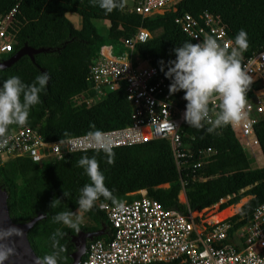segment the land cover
I'll list each match as a JSON object with an SVG mask.
<instances>
[{"label": "trees", "instance_id": "obj_1", "mask_svg": "<svg viewBox=\"0 0 264 264\" xmlns=\"http://www.w3.org/2000/svg\"><path fill=\"white\" fill-rule=\"evenodd\" d=\"M124 4L123 9L105 13L98 5L92 6L90 0H0V15L15 9L7 25V30L13 34L11 49L0 53V59L9 58L22 46L44 49L31 57L21 54L0 70V86L11 76H19L24 83L30 84L39 74H49L46 90L40 94L41 103L31 109L26 124L35 128L44 140L65 138L66 131L68 136L88 133L93 130L91 125H95V130H104L123 126L129 121L130 107L121 85L92 104H84L81 98L93 93L85 76L88 65L97 57L98 47L111 44L116 47L115 53L120 52L122 39L134 33L138 26L145 28L150 37L135 43V52L142 61L157 68L168 91L171 81L165 72L168 61L175 59L173 49L185 41L195 43L174 22L176 15L188 12L197 17L203 10L219 14L232 41L238 31L244 29L248 34L249 47L243 56L264 43V0H177L173 10L145 17L127 11L125 0ZM66 13L79 16L78 28L73 26ZM100 19L107 20L105 29L93 23ZM254 85L251 83L246 99L251 97ZM171 95L178 106H186L183 91ZM181 129L185 133L182 140L189 143L192 152L204 146L215 150L208 161L195 170L196 175L203 174L205 178L185 180L183 193L186 204L178 198L181 185L169 144L164 139H157L113 147L115 163L111 165L106 162L105 153L96 149L67 152L58 160L44 159L40 165L27 157L0 161V189L5 194L10 220L22 224L39 215L26 230L28 243L37 257L52 251L49 237L57 228L67 233L60 240L67 246V253L62 254L67 256V260H61L60 264L70 263L74 249L71 237L77 233L54 223L52 217L59 211L74 212L77 208L75 201L79 190L90 183L84 170L77 166V161L83 155H95L106 186L119 201L130 198L127 193L144 188L161 206L186 213L187 208L200 209L226 195L229 197L220 208L236 204L248 195L249 198L229 218L233 228L245 223L254 207L264 199V165L250 166L229 126L208 134L206 130L188 126L183 120ZM254 130L264 159V121L259 120ZM180 177L184 181L185 177L181 174ZM162 184L166 186H160ZM63 189L71 194L68 198L63 196ZM54 197L62 199L61 206L56 209L49 207ZM101 202L113 204L101 197L90 211L84 213L87 224L80 225L79 232L83 233L103 229L101 235L92 239H107L112 231L105 212L97 207ZM88 242L86 240L85 251L79 260L84 258Z\"/></svg>", "mask_w": 264, "mask_h": 264}, {"label": "built area", "instance_id": "obj_2", "mask_svg": "<svg viewBox=\"0 0 264 264\" xmlns=\"http://www.w3.org/2000/svg\"><path fill=\"white\" fill-rule=\"evenodd\" d=\"M176 1L129 0L127 11L145 17L173 10ZM14 10L11 8L0 15V53L11 49L13 34L7 30V25ZM174 22L195 43L206 35L222 43L232 41L221 16L207 10L197 17L188 12L180 13L174 17ZM149 37L150 33L138 26L134 33L122 39L120 52L115 53L116 47L111 44L100 45L85 76L93 93L81 101L95 103L121 85L130 107L129 121L123 126L99 131L112 140L113 147L166 140L181 185L179 200L186 204L185 180H203L205 176L196 175L195 170L204 165L215 150L204 146L192 152L189 143L182 140L185 106L176 104L157 68L142 61L134 49L135 43ZM242 68L255 85L251 88V97L246 99V119L229 127L253 164L262 156L254 125L259 120L264 121V43L243 56ZM87 134L46 141L35 128L15 125L6 133L7 143L0 146V161L27 157L40 165L44 159L58 160L67 152L95 149ZM180 174L185 177L184 181ZM126 195L131 197L120 200L119 206L97 203L105 212L112 231L107 239L89 240L84 258L77 264H257L264 261V199L254 207L245 223L233 228L229 221L233 214L215 218L228 195L200 209L187 208L186 213L161 206L144 188Z\"/></svg>", "mask_w": 264, "mask_h": 264}, {"label": "clouds", "instance_id": "obj_3", "mask_svg": "<svg viewBox=\"0 0 264 264\" xmlns=\"http://www.w3.org/2000/svg\"><path fill=\"white\" fill-rule=\"evenodd\" d=\"M90 3L92 6L98 5L105 13L125 6L124 0H90ZM248 47V34L240 29L234 41L222 43L214 36L206 35L199 43L185 41L173 49L175 59L168 61L165 76L171 81L170 94L184 92L183 99L187 103L183 119L188 126L212 134L217 129L236 125L246 119V93L252 79L243 70L242 59ZM161 65L163 71V61ZM2 67L0 65V70ZM49 79L48 73H41L30 84L24 83L19 76H11L3 81L0 86V146L7 143L9 126L23 127L27 124L31 109L41 103L40 94L46 90ZM213 104L214 108L211 107ZM91 128L93 130L87 134L90 143L97 152L105 153L108 164H114L112 140L103 132L95 130V125H91ZM68 135L66 131L64 136ZM77 166L84 170L90 183L79 190L75 212L62 210L52 217L54 223L62 224L74 233H79L84 213L90 211L101 197L117 206L120 204L106 186L104 173L95 155L81 156ZM70 195L63 189L65 198ZM61 204L62 199L54 197L49 207L56 209ZM24 235L23 229L0 221V264H10L12 257L18 255L16 241L22 240ZM66 235L57 228L49 237L52 251L42 257H35L34 264H60L61 260L66 261L67 256L62 254L67 253L68 249L60 243ZM257 264H264V261H258Z\"/></svg>", "mask_w": 264, "mask_h": 264}, {"label": "water", "instance_id": "obj_4", "mask_svg": "<svg viewBox=\"0 0 264 264\" xmlns=\"http://www.w3.org/2000/svg\"><path fill=\"white\" fill-rule=\"evenodd\" d=\"M44 51L43 48H31L28 46H22L19 50H17L12 56H10L7 59H0V65L4 67L8 66L12 61H14L18 56L21 54H27L31 57L33 53L39 52V51ZM39 215H37L34 218H31L29 221L22 223V224H17L14 223L10 220L7 209H6V204H5V194L4 192L0 189V221H3L5 224H12L15 225L21 229H23L25 235L22 240H17L16 241V249H17V256L12 257L10 264H34V259L37 257L34 252L32 251L28 240L26 238V230L29 228L28 225L32 224L34 220L38 219ZM103 233V229L100 228L98 231L95 232H79L76 234V236H72L71 240L73 242L74 249L70 254L71 261L68 264H77L80 256L84 253L85 251V242L86 240H91L93 236H98Z\"/></svg>", "mask_w": 264, "mask_h": 264}, {"label": "rangeland", "instance_id": "obj_5", "mask_svg": "<svg viewBox=\"0 0 264 264\" xmlns=\"http://www.w3.org/2000/svg\"><path fill=\"white\" fill-rule=\"evenodd\" d=\"M69 15H71V16H67L68 17V19L71 21V23H73V25L74 26H76V27H79V25H80V18H79V16L77 15V14H74V13H68ZM93 23L97 26V27H99L100 29H105L106 27H107V25H108V22H107V20H104V19H100V20H94L93 21ZM245 152V154H246V157L248 158V153L246 152V151H244ZM249 161H250V159H249ZM260 163V164H259ZM264 164V162H258V160H257V162L255 163H253V164H251L250 163V166L251 167H260V166H262ZM160 186H162V187H165L166 185L165 184H162V185H160ZM178 198H179V196H178ZM247 198H249V196L248 195H246V196H243L242 198H240V199H242V200H247ZM239 199V200H240ZM238 200V203H240V201ZM244 201H242L239 205H238V203L237 204H233V205H230V209H232V210H230L232 213H234L235 211H236V209H238V207L244 202ZM236 206H238V207H236ZM229 208H226V209H229ZM77 209V208H76ZM76 209L74 210V212L76 211ZM224 210V209H223ZM211 211V210H210ZM209 212V211H208ZM222 212V210H220V212H218L217 214H216V216L218 215V214H220ZM232 213H230V214H232ZM216 219H221V217L220 216H218V217H215ZM87 224V219H86V217L84 216L83 217V222H82V225H86Z\"/></svg>", "mask_w": 264, "mask_h": 264}, {"label": "crops", "instance_id": "obj_6", "mask_svg": "<svg viewBox=\"0 0 264 264\" xmlns=\"http://www.w3.org/2000/svg\"><path fill=\"white\" fill-rule=\"evenodd\" d=\"M125 2H126V3H129V0H125ZM65 15H66V17H67V16H71V15H69L68 13H66ZM67 18H68V17H67ZM72 24H73V23H72ZM73 26H74V25H73ZM79 26H80V25H79ZM74 27H75V28H78V27H76V26H74ZM234 138H235V137H234ZM236 141H237V140H236ZM237 143H238V142H237ZM239 146H240V145H239ZM248 159H249V158H248ZM258 162H264V159H263L262 156H260ZM259 164H260V163H259ZM263 165H264V164H263ZM263 165H262V166H263ZM257 167H258V166H257ZM260 167H261V166H260ZM178 196H179V199L182 198V194H179ZM245 201H246V200H245ZM245 201H244V202H245ZM237 203H238V202H237ZM237 203H236V204H237ZM231 205H233V204H231ZM234 205H235V204H234ZM234 205H233V206H234ZM225 207H226V208H229L230 205H228V207H227V206H225ZM225 207L221 208L220 210L226 209ZM239 207H240V206H239ZM239 207H238V208H239ZM237 211H238V209H236V211H235L234 213H232V214H235ZM219 212H220V211H219ZM232 214H230V215H232ZM227 216H228V215H227Z\"/></svg>", "mask_w": 264, "mask_h": 264}, {"label": "bare ground", "instance_id": "obj_7", "mask_svg": "<svg viewBox=\"0 0 264 264\" xmlns=\"http://www.w3.org/2000/svg\"><path fill=\"white\" fill-rule=\"evenodd\" d=\"M242 201H244V200H241L240 203H241ZM240 203H238V205H239ZM236 207H238V206H236ZM230 210H232V209H230V208H229V209H224V210H222V212H221L220 214H218V215L215 216V217L220 216L221 218H224V217H226L227 215H230V213H232Z\"/></svg>", "mask_w": 264, "mask_h": 264}]
</instances>
